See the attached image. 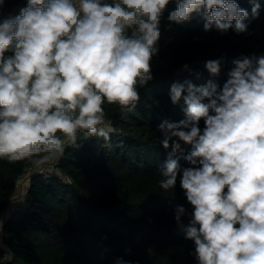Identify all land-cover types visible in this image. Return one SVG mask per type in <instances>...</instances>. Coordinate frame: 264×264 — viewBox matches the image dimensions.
Listing matches in <instances>:
<instances>
[{
    "label": "clouds",
    "instance_id": "1",
    "mask_svg": "<svg viewBox=\"0 0 264 264\" xmlns=\"http://www.w3.org/2000/svg\"><path fill=\"white\" fill-rule=\"evenodd\" d=\"M173 2L170 23L199 16L205 32L246 33L245 21L261 11L260 0H248L251 17L237 0H26L14 17L0 11V159L40 169L79 147L81 132L108 139L104 105L136 108ZM222 61L204 66L217 76ZM231 63L222 88L172 83L171 103L183 101L184 118L157 126L167 150L159 187L179 181L191 212L177 205L175 221L194 243L196 264H264V54Z\"/></svg>",
    "mask_w": 264,
    "mask_h": 264
},
{
    "label": "trees",
    "instance_id": "2",
    "mask_svg": "<svg viewBox=\"0 0 264 264\" xmlns=\"http://www.w3.org/2000/svg\"><path fill=\"white\" fill-rule=\"evenodd\" d=\"M237 3L251 17L248 0ZM260 3L259 19L245 21L248 31L243 34L215 28L205 32L199 16L183 24L170 23L167 16L176 4L168 6L160 24L159 52L151 62L153 79L138 86L136 108L122 112L118 105L105 103L112 125L109 138L79 133V147H66L56 162L66 178L30 174L22 200L25 208L3 219L0 264H115L118 258L131 264H196L189 254L193 241L173 231L178 227L175 207L191 212L179 181L174 190L159 187L163 179L159 165L167 150L160 145L157 126L163 120L184 118L183 101L171 103L172 83L188 80L201 86L211 80L222 88L234 58L264 54V0ZM25 6L26 0H5L0 11L14 17ZM221 57L219 75H210L205 62ZM181 146L185 153L191 150L190 145ZM180 163L189 166L184 160ZM29 165L0 159V213ZM134 239L138 242L132 243Z\"/></svg>",
    "mask_w": 264,
    "mask_h": 264
},
{
    "label": "built area",
    "instance_id": "3",
    "mask_svg": "<svg viewBox=\"0 0 264 264\" xmlns=\"http://www.w3.org/2000/svg\"><path fill=\"white\" fill-rule=\"evenodd\" d=\"M57 160H54L52 163V168L49 170H44L43 167L40 169H35L31 165L24 168V171L21 175H30L34 172H40L43 173L45 177L51 176V173H56L62 178H66L65 174H63L58 168L56 164ZM25 208L24 202L21 200H13L7 205V208L0 213V220H3L6 216H8L10 213L13 212H19L22 211ZM0 234H1V228H0ZM9 255L6 253L4 258H7Z\"/></svg>",
    "mask_w": 264,
    "mask_h": 264
},
{
    "label": "crops",
    "instance_id": "4",
    "mask_svg": "<svg viewBox=\"0 0 264 264\" xmlns=\"http://www.w3.org/2000/svg\"><path fill=\"white\" fill-rule=\"evenodd\" d=\"M51 168H52V164L49 167H47V166L43 167L44 170H49ZM29 180H30V175H28V174L27 175H21L17 179L15 193L13 195V199L11 200V202L13 200H21L22 201L24 199V196L26 194V191H27V188L29 185Z\"/></svg>",
    "mask_w": 264,
    "mask_h": 264
},
{
    "label": "water",
    "instance_id": "5",
    "mask_svg": "<svg viewBox=\"0 0 264 264\" xmlns=\"http://www.w3.org/2000/svg\"><path fill=\"white\" fill-rule=\"evenodd\" d=\"M187 223H188V221L184 222L185 225H187ZM173 231H174V233H175L177 236H184V233L181 232V231L179 230L178 227L174 228ZM137 242H138V239H134V240L132 241V243H137Z\"/></svg>",
    "mask_w": 264,
    "mask_h": 264
},
{
    "label": "rangeland",
    "instance_id": "6",
    "mask_svg": "<svg viewBox=\"0 0 264 264\" xmlns=\"http://www.w3.org/2000/svg\"><path fill=\"white\" fill-rule=\"evenodd\" d=\"M54 161H52V162H49V163H46L44 166H47V167H49L52 163H53ZM43 166V167H44Z\"/></svg>",
    "mask_w": 264,
    "mask_h": 264
}]
</instances>
